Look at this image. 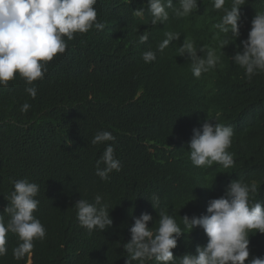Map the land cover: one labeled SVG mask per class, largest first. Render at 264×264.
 <instances>
[{
	"label": "trees",
	"instance_id": "1",
	"mask_svg": "<svg viewBox=\"0 0 264 264\" xmlns=\"http://www.w3.org/2000/svg\"><path fill=\"white\" fill-rule=\"evenodd\" d=\"M231 4L226 0L225 7ZM179 7L173 0L168 20L152 25L147 0H97L102 30L65 37L66 51L47 62L44 78L32 85L19 74L0 85V215L7 223L4 209L13 182L27 178L39 185L34 215L46 228V237L35 240L32 252L19 260L13 250L21 241L7 233L0 264H125L123 244L131 239L134 217L144 212L153 216L149 227H158L164 212L185 232L172 249L178 264L180 256L195 254L196 246L208 241L202 228L185 227L182 216L207 214L208 201L224 195L231 181L256 185L250 203L264 204V70L249 79L232 59L243 50L241 41L256 12L264 11V0H245L236 38L216 27L224 12L213 7V0H198V8L184 17L175 15ZM166 32L180 37L160 52ZM144 33L148 39L140 43ZM185 40L194 42L197 55L212 50L219 57L199 78L191 61L178 54ZM222 41L228 44L222 47ZM147 50L156 60L144 62ZM27 87L36 88L34 99ZM24 103L31 105L27 112L21 111ZM206 119L233 127L227 149L234 153L232 167L191 162L188 142ZM101 130L115 141L93 145ZM108 144L122 168L104 181L96 175V163ZM98 194L113 223L89 233L77 218L75 202L92 203ZM249 239L248 259L264 257V233H250Z\"/></svg>",
	"mask_w": 264,
	"mask_h": 264
},
{
	"label": "clouds",
	"instance_id": "2",
	"mask_svg": "<svg viewBox=\"0 0 264 264\" xmlns=\"http://www.w3.org/2000/svg\"><path fill=\"white\" fill-rule=\"evenodd\" d=\"M97 0H0V85L7 86L19 74L26 84L43 79L47 73V62L58 53H64L67 40H72L75 33H86L95 28L102 30L105 25L97 19ZM151 13V24L165 22L169 18L168 8L173 7V0H147ZM226 0H213L216 10H223L221 22L216 25L222 32L239 36L241 20L240 7L245 0H232L230 8L225 7ZM180 7L175 9L177 17L188 16L198 8V0H179ZM141 10H137L139 15ZM166 38L159 43L158 51L163 52L172 41L178 40L180 33L166 32ZM67 38V40L65 39ZM147 33L140 35V43L146 42ZM242 51H237L233 61L245 69L249 79L258 70H264V11L256 12L251 21V29L246 40L241 41ZM222 41L221 46L227 45ZM200 51L205 53V47ZM178 54L191 61L192 74L199 78L203 72L214 68L219 61L215 51L207 50L206 55H197L194 42L185 40L178 49ZM145 63L156 60V53L147 50L142 54ZM26 91L34 99L35 87ZM30 104L21 106L27 112ZM234 129L231 125L206 119L202 128H194L188 142L190 160L197 167H210L214 163L225 169L234 165V153L227 149L232 144ZM109 131H98L91 143L103 144L115 141ZM101 163L104 165L100 167ZM122 165L115 155L113 144H108L96 163V175L107 181L110 173L121 171ZM14 191L4 213L10 215L7 223L0 215V256L7 254V233H15L21 241L13 250L19 260L34 249L35 240L46 237V228L35 217L38 208L39 185L27 178L15 180ZM256 191V185H249L240 180H233L227 185L224 195L208 201L207 214L199 217L184 215L183 224L189 228L200 227L208 237L206 245H197L195 254L180 256L178 264H264V257L250 256V233H264V204L250 203V192ZM102 196L96 195L94 202L79 199L75 202L77 218L89 233L96 229L104 231L113 220ZM153 207H155L151 200ZM153 220L150 213H141L134 217L130 228L131 239L123 244L128 253L125 264L133 261L155 260L158 264H177L172 249L177 247L178 238L185 232L176 219L164 212L159 213V225L149 227Z\"/></svg>",
	"mask_w": 264,
	"mask_h": 264
},
{
	"label": "bare ground",
	"instance_id": "3",
	"mask_svg": "<svg viewBox=\"0 0 264 264\" xmlns=\"http://www.w3.org/2000/svg\"><path fill=\"white\" fill-rule=\"evenodd\" d=\"M258 3V2H257ZM255 16V15H254ZM250 20V19H249ZM246 34V33H245ZM242 36V35H241ZM194 38V37H193ZM192 39V38H191ZM197 39V38H196ZM200 39V38H199ZM208 39V38H207ZM181 40V39H180ZM202 43V42H201ZM204 44V43H203ZM220 44V43H219ZM182 45V44H181ZM202 46V45H201ZM225 47V46H224ZM143 52V51H142ZM158 54V53H157ZM161 54V53H160ZM163 54V53H162ZM175 56V55H174ZM167 59V58H166ZM159 61H160V59H159ZM161 62V61H160ZM220 70V69H219ZM229 78V77H228ZM227 78V79H228ZM232 79V78H231ZM240 125V124H239ZM236 126V125H235ZM84 246V245H83Z\"/></svg>",
	"mask_w": 264,
	"mask_h": 264
},
{
	"label": "rangeland",
	"instance_id": "4",
	"mask_svg": "<svg viewBox=\"0 0 264 264\" xmlns=\"http://www.w3.org/2000/svg\"><path fill=\"white\" fill-rule=\"evenodd\" d=\"M27 264H30V262H28Z\"/></svg>",
	"mask_w": 264,
	"mask_h": 264
},
{
	"label": "water",
	"instance_id": "5",
	"mask_svg": "<svg viewBox=\"0 0 264 264\" xmlns=\"http://www.w3.org/2000/svg\"><path fill=\"white\" fill-rule=\"evenodd\" d=\"M30 264H31V262H30Z\"/></svg>",
	"mask_w": 264,
	"mask_h": 264
}]
</instances>
